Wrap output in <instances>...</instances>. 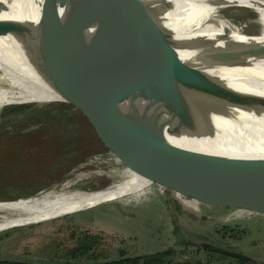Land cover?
<instances>
[{"label": "rangeland", "instance_id": "374dc122", "mask_svg": "<svg viewBox=\"0 0 264 264\" xmlns=\"http://www.w3.org/2000/svg\"><path fill=\"white\" fill-rule=\"evenodd\" d=\"M232 17L251 21L254 15L237 12ZM55 86L60 96L53 103L38 105L47 93L37 90L9 98L0 107L1 202L26 198L21 194L27 192L33 196L52 185L59 191L64 183L70 184V193L96 192L121 179V170L129 167L125 159L141 155L133 136H122L124 124L131 125L128 119L109 122L107 115L64 102L103 107L114 102L117 109L122 105L119 89L91 93L83 79L59 81ZM208 138L198 139L187 149L208 153ZM218 140L213 144L214 155L221 153ZM175 170L180 174L182 169L178 165ZM167 171L121 197L0 231V258L83 264L94 258H115L120 252L136 256L171 248L162 264L184 259L189 263L210 259L209 264L231 261L232 257L217 252H198L195 248L202 247V240L264 264V206L242 197L243 187L257 191L261 183H231L224 178L233 175L228 169L219 168L215 181L208 180L209 171H200L191 180ZM83 247L89 249L81 252Z\"/></svg>", "mask_w": 264, "mask_h": 264}, {"label": "bare ground", "instance_id": "6f19581e", "mask_svg": "<svg viewBox=\"0 0 264 264\" xmlns=\"http://www.w3.org/2000/svg\"><path fill=\"white\" fill-rule=\"evenodd\" d=\"M144 1L156 12L158 21L177 38L196 37L227 49L264 45V0ZM43 3L44 0H0V18L18 17L21 12L24 16L36 18ZM4 8L9 11H3ZM237 12L253 14L254 18L251 21L234 20L232 16ZM28 35L40 40L37 33ZM41 38L40 41L77 49L79 54L50 60L46 55L22 46L15 37H0V107L9 98L37 90L47 93L38 105L53 103L60 96L55 91L59 81L70 83L83 79L84 86H88L91 93L119 89L122 105L118 108L137 119L136 127L144 128L136 135L139 142L135 140L141 147V155H130L125 159L129 167L124 166L121 170V179L96 192L71 194L67 189L70 184L64 183L59 191L52 185L31 197L0 201V231L79 211L140 190L153 182L162 170L172 166L183 148L187 149L203 138L197 132L156 121L155 116L133 110V104L138 108L144 104L151 112H164L153 97L140 65L124 67L116 63L105 54L102 44L80 46L71 41ZM118 51L121 53L119 48ZM178 52L183 60L199 58L209 76L234 91L238 100L249 109L228 112L234 116L235 122H223L224 133L216 135L220 146L217 150L233 152L244 147L264 158V98L261 97H264V60L252 67H232L202 54H197L196 58L190 51ZM102 71L106 74H101ZM107 107L115 108L114 102Z\"/></svg>", "mask_w": 264, "mask_h": 264}, {"label": "water", "instance_id": "95a60500", "mask_svg": "<svg viewBox=\"0 0 264 264\" xmlns=\"http://www.w3.org/2000/svg\"><path fill=\"white\" fill-rule=\"evenodd\" d=\"M2 10L9 11L8 8ZM32 32L40 35V40L41 36H45L80 46L102 44L105 54L116 63L124 67L140 65L153 97L164 112H151L144 104H140V108L133 104V110L155 116L156 121L169 122L197 132L200 137L222 135L223 122H235L229 111L249 109L238 100L234 91L209 76L199 63L197 54L232 67H252L264 60V45L227 49L196 37L177 38L158 21L156 12L144 0H60L59 3L44 0L36 18L24 16L23 12L18 17L0 18V37H15L22 46L42 53L50 60L74 57L79 54L77 49L32 39L28 35ZM179 50L190 51L197 59L183 60ZM101 74L106 73L102 71ZM64 102L80 106L85 111L107 115L109 122L117 123V118L128 119L131 125L124 124L123 137L131 135L138 141L136 135L144 129L142 126L136 127L137 119L119 108ZM178 165L182 169L180 174L175 170ZM196 167L201 170L195 171ZM219 168L233 172V175L224 177L231 183H261L257 191H248L243 187L242 197L248 198L249 203L257 207L264 206V158H235L183 148L176 156V162L162 170L157 177L168 170V173L173 171L170 176L191 180L200 171H209L212 177L208 180L215 181L220 177ZM199 244L228 257L255 262V259L240 252L202 240H199Z\"/></svg>", "mask_w": 264, "mask_h": 264}, {"label": "trees", "instance_id": "16d2710c", "mask_svg": "<svg viewBox=\"0 0 264 264\" xmlns=\"http://www.w3.org/2000/svg\"><path fill=\"white\" fill-rule=\"evenodd\" d=\"M23 109V107H14V110H21ZM13 110V109H12ZM218 137H209L206 141L210 144L209 148L207 149L209 154H212L214 151V145L217 141ZM220 155L223 156H227V157H235V158H239L242 157L243 155L245 156V158L247 157H258L257 153L246 149L243 147V149H237L233 152L230 151H223L221 153H219ZM260 157V156H259ZM258 157V158H259ZM33 192H27L24 194H21V196H29L32 195ZM13 199H16V197H14ZM206 242V241H205ZM208 243V242H207ZM195 245V244H194ZM89 248L88 247H83L81 252H86ZM198 252L204 251L206 253V251H212L209 250L207 248H203V247H199L195 248ZM77 250L74 249L73 252H76ZM172 249L168 248L162 251H158L152 254H143V255H136V256H126L123 252L119 253L118 257L115 258H111V259H102V260H97V258H94L92 260V262L90 263H83V264H139V262L142 261L143 264H162V258L171 254L172 253ZM196 251V252H197ZM214 252V251H212ZM222 257H227L225 255H222ZM225 260L224 258H221L220 260ZM190 260V259H189ZM192 263H189L188 260L184 259V261H177L173 264H209L210 263V259H208L206 262H201L200 260H191ZM0 264H81V263H55V262H36V261H31V260H25V259H21V258H14V259H8V258H0ZM227 264H263L258 260H255V262H250L247 260H243V259H235L232 258L231 261H228Z\"/></svg>", "mask_w": 264, "mask_h": 264}]
</instances>
